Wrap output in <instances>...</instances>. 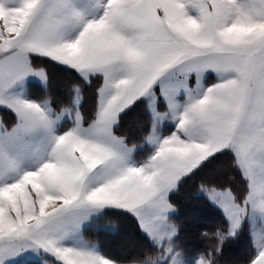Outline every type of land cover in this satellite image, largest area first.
Segmentation results:
<instances>
[{
	"label": "snow or ice",
	"instance_id": "1",
	"mask_svg": "<svg viewBox=\"0 0 264 264\" xmlns=\"http://www.w3.org/2000/svg\"><path fill=\"white\" fill-rule=\"evenodd\" d=\"M38 60L95 82L91 116L80 84L59 110L30 96L48 79ZM138 104L149 125L130 146L118 130ZM0 107L15 116L0 118V264H216L178 247L170 195L226 153L246 189H207L226 223L215 254L247 226L248 264H264V0H0ZM109 214L152 251L116 259L87 241Z\"/></svg>",
	"mask_w": 264,
	"mask_h": 264
},
{
	"label": "trees",
	"instance_id": "2",
	"mask_svg": "<svg viewBox=\"0 0 264 264\" xmlns=\"http://www.w3.org/2000/svg\"><path fill=\"white\" fill-rule=\"evenodd\" d=\"M36 63L45 68L48 79L46 86L36 80L32 81L28 91L33 99L50 98L53 107L59 110L70 106L73 86L80 84L83 88L81 111L86 117L91 116L95 105V82L92 86L83 85L75 74L62 66L46 60H38ZM2 114L9 117L10 111L3 109ZM148 125L149 113L143 104H138L123 115L118 134L125 136L130 146L133 143L141 144ZM146 155L147 149L138 151L136 158L143 159ZM206 187H229L238 196L244 195L246 183L233 167L231 153L219 156L195 175L186 178L170 195V202L176 210L171 216L178 229L176 244L186 256L196 257L201 253L212 252L216 264H248L254 255V247L246 227L238 237L227 240L222 251L215 254L218 245L215 233L226 230V223L221 210L202 193ZM84 235L87 241L96 243L111 258L127 259L152 251L136 221L126 215H106L85 230Z\"/></svg>",
	"mask_w": 264,
	"mask_h": 264
},
{
	"label": "rangeland",
	"instance_id": "3",
	"mask_svg": "<svg viewBox=\"0 0 264 264\" xmlns=\"http://www.w3.org/2000/svg\"><path fill=\"white\" fill-rule=\"evenodd\" d=\"M194 85H195V81H194ZM161 110L163 111L164 109H163V107L161 106ZM207 189H209V188H204V189H202V193L204 194V196H206L207 198H208V192H207ZM218 190H222V189H218ZM208 200L210 201V199L208 198ZM211 202V201H210ZM212 203V202H211ZM213 204V203H212ZM214 205V204H213ZM217 207V206H216ZM175 212H176V210H175ZM174 212V213H175ZM173 215V214H172ZM172 223H174V222H172ZM175 224V223H174ZM246 228H248L247 226H245ZM247 231H249V229H247ZM250 233V232H249ZM96 244V243H95ZM125 244H127V243H125ZM44 259H49V260H51V258L50 257H48V258H45V257H37V256H35V255H32V254H25L24 256H22V257H20L19 258V262H18V264H43V260Z\"/></svg>",
	"mask_w": 264,
	"mask_h": 264
},
{
	"label": "crops",
	"instance_id": "4",
	"mask_svg": "<svg viewBox=\"0 0 264 264\" xmlns=\"http://www.w3.org/2000/svg\"><path fill=\"white\" fill-rule=\"evenodd\" d=\"M213 80H214V77H210L208 80H206L205 81V83H212L213 82ZM36 81H38V80H36ZM39 82V81H38ZM192 83V86L194 87L195 85H194V79H193V81L191 82ZM3 109H5V110H7V111H10V110H8V109H6V108H2V107H0V118H2L3 119V121L7 124V125H11L13 122H14V120H15V116H14V114L10 111V116L9 117H4V115L2 114V110ZM165 134H167V129L165 130ZM84 238H85V235H84ZM86 239V238H85Z\"/></svg>",
	"mask_w": 264,
	"mask_h": 264
}]
</instances>
